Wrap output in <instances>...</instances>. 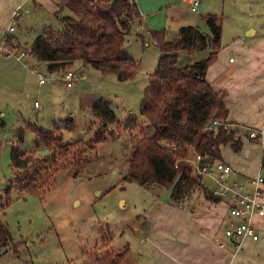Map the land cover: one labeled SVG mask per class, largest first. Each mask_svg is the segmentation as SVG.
Segmentation results:
<instances>
[{
    "label": "rangeland",
    "instance_id": "1",
    "mask_svg": "<svg viewBox=\"0 0 264 264\" xmlns=\"http://www.w3.org/2000/svg\"><path fill=\"white\" fill-rule=\"evenodd\" d=\"M136 1L142 22L134 21L125 51L139 62L137 74L120 81L115 73L103 74L77 61L70 67L81 71L83 77L69 88L62 77L64 71L51 73L44 62L29 56L28 51L46 29L62 30L61 19L73 13L64 9L56 16L50 3L42 8L36 7L33 0H0V38L12 26L11 36L19 40L20 49L28 55L18 59L19 54H0V218L12 235V243L1 250L0 264H137L136 252L145 245L142 239L149 229L159 219L172 220L173 216L167 215L172 209L168 188L124 179L129 170L131 134H154L140 113L144 91L161 56L151 30H165L168 40L177 39L179 29L189 25L211 34L207 16H217L223 28L222 44L209 68L208 79L217 81L218 87L224 88V99L234 103V120L248 126L242 138L238 126L243 150L235 152L230 145L224 146L223 160L244 175L233 174L231 180L246 184L248 177L264 178L260 161L264 147L248 138V129L264 123V61L240 55L244 45L253 46L264 38V0H200L197 12L184 0ZM18 9L22 14L14 19L12 12ZM250 28L256 29L257 34L249 36ZM209 54L208 49L180 52L179 65L195 63ZM230 58L236 62L231 63ZM234 65L241 68L233 71ZM38 72L44 75L45 83H40ZM101 98L112 103L120 121L131 115L138 118L139 128L131 131L121 124L107 125L116 131L115 137L99 143L96 150L86 148L91 160L86 156V165L60 170L44 195L8 190L15 180L11 167L14 147L35 151L41 158L39 167L52 153L29 126H58L65 142L88 141L100 127L106 129L92 108ZM70 120L74 121L73 129L65 127ZM21 128L23 141L19 139ZM201 195L200 191L195 192V207ZM128 244L133 253L129 254Z\"/></svg>",
    "mask_w": 264,
    "mask_h": 264
},
{
    "label": "trees",
    "instance_id": "2",
    "mask_svg": "<svg viewBox=\"0 0 264 264\" xmlns=\"http://www.w3.org/2000/svg\"><path fill=\"white\" fill-rule=\"evenodd\" d=\"M60 10L68 9L73 15L64 16V28L59 31L46 29L38 35L29 49V55L47 63L53 72L72 69L75 62L93 66L103 74L115 73L120 81H128L139 70V62L125 51L134 21L142 20L138 4L134 0H56ZM207 24L211 34L189 25L179 30V37L166 38L165 30H151L161 56L157 70L150 75L144 91L140 113L153 129L154 134H131L129 170L124 179L143 186H159L170 190L174 203H184L194 192L205 198L221 202L212 190L194 174L192 161L196 154L205 157L201 164L224 162L222 148L230 145L235 152L243 147L237 130L206 129L207 124L227 119L230 110L225 103L224 90H216L208 79V71L221 49L223 28L217 16L209 14ZM210 50L207 58L195 63L179 65L180 52ZM93 112L106 129L100 127L93 139L65 142L63 131L55 126L44 129L29 126L37 139L52 152L43 160L35 151H22L16 147L11 153L14 183L21 193L44 195L50 189L55 175L62 169L86 165L91 159L85 149L96 150L99 143L115 137L109 124H121L124 129L136 131L138 118L128 117L120 121L112 103L104 98L93 104ZM67 129L75 127L70 120ZM23 141L24 130L19 129ZM138 133V132H137ZM85 153V155H83ZM72 154L70 159L68 155ZM88 157V160L85 157ZM261 167L264 169V154ZM12 243L8 226L0 218L1 250Z\"/></svg>",
    "mask_w": 264,
    "mask_h": 264
},
{
    "label": "crops",
    "instance_id": "3",
    "mask_svg": "<svg viewBox=\"0 0 264 264\" xmlns=\"http://www.w3.org/2000/svg\"><path fill=\"white\" fill-rule=\"evenodd\" d=\"M134 1L138 4L136 0ZM33 2L36 7L39 6L42 8H44L43 4L50 3L52 5L54 15L56 16H58L60 12L64 11L60 10L56 0H33ZM186 2L189 3L188 1ZM20 12L19 9L16 11L14 10L12 12L13 18L15 19L21 16L22 13L20 14ZM17 13H19L18 16ZM140 22H142V20ZM11 27L12 26L7 29L5 36L0 38V42L7 39L10 41V45L20 46L19 40L11 36L14 31L10 30ZM247 34L249 36L256 35L257 30L250 28L247 30ZM1 53L4 52L0 51V54ZM240 55H244L245 57L250 55L253 60L261 59L262 63V61H264V38L262 41L253 46L245 48L244 45ZM5 56L8 55L5 54ZM27 56L28 55L24 57ZM244 61H247L246 58ZM230 62L235 63L236 61H231L230 58ZM45 64L47 65V63ZM262 66L264 67L263 63ZM240 68L241 66H232L233 71H237ZM262 80L264 81V77ZM210 82L216 90L224 89L222 87H218L220 85L217 81L210 80ZM225 103L230 110L227 121L235 123L237 126H239V135L242 138V133L245 132V127L248 126L244 124L242 125L238 123L239 121L234 120L236 117L232 115L234 112V103L232 100L226 98ZM36 104H38V102H36ZM263 124L257 128H260ZM263 154L264 152L261 153V162ZM228 164L232 166L233 174L240 177L244 176L237 172L233 164ZM252 179L256 178L248 177L246 183H249L248 185L242 183L239 179H234V181L244 184L248 191H252L254 189V185H251ZM263 185L264 184L261 185V189L263 188ZM152 187L158 188L159 186L153 185ZM262 190L264 198V189ZM196 198L197 196H195L194 192L184 203H174L172 200H170L169 207L172 209L168 211L167 215L173 216L172 220H167L166 217L164 219H159L158 223L149 229L146 237L142 239V242L145 245L142 246L141 250L136 252L138 255L137 264H264V217H258L254 220L257 232L260 235L259 239L253 240L247 238L242 242L240 247H237L225 234V230L229 222L227 204L222 201H210L205 198L204 195H201V197H199L200 200L197 199V203L199 205L198 207H195ZM159 214L161 215L162 211H159ZM157 237H160V239ZM127 247L129 254L130 252L133 253V247L131 244H128Z\"/></svg>",
    "mask_w": 264,
    "mask_h": 264
},
{
    "label": "built area",
    "instance_id": "4",
    "mask_svg": "<svg viewBox=\"0 0 264 264\" xmlns=\"http://www.w3.org/2000/svg\"><path fill=\"white\" fill-rule=\"evenodd\" d=\"M191 4L192 11H198L201 5L200 0H186ZM19 13H17L18 16ZM14 30L13 27L10 28ZM9 40L5 39L0 42V51L8 56L18 55L22 58L27 55V51L21 50L18 45H10ZM29 54V53H28ZM234 59L231 58V61ZM40 83H45L44 75L38 72ZM83 77L81 71L69 69L64 72L63 78L67 87L71 88ZM38 105V104H36ZM225 127L230 130H237L235 123L227 121V119H219L207 124L206 129H216ZM248 138L264 147V124L260 128L248 129ZM205 159L196 154L192 160L194 174L208 186L215 196L225 202L228 207L229 222L225 230V234L235 246L240 247L242 242L247 239L258 240L260 235L257 232L254 220L258 217H264V198L261 185L264 184V178L258 177L251 180L254 185L252 191H248L242 183L231 180L233 168L226 162H216L214 164H201ZM224 246V245H221Z\"/></svg>",
    "mask_w": 264,
    "mask_h": 264
}]
</instances>
